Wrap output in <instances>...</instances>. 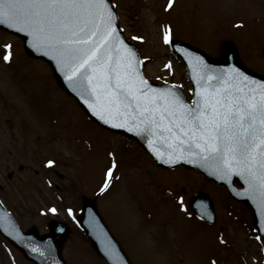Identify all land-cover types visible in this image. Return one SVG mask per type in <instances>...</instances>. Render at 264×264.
Wrapping results in <instances>:
<instances>
[{
  "label": "rangeland",
  "instance_id": "rangeland-1",
  "mask_svg": "<svg viewBox=\"0 0 264 264\" xmlns=\"http://www.w3.org/2000/svg\"><path fill=\"white\" fill-rule=\"evenodd\" d=\"M110 1L125 37L146 61L144 77L177 84L189 101L184 66L164 42L168 29L171 39L214 58L228 41L239 62L264 76V0H173L171 8L169 0ZM6 44L12 45L9 62L3 59ZM23 51L18 37L0 30V185L6 186L1 185L0 199L21 228L36 225L45 233L51 219L67 223L72 231L62 251L67 264H105L70 217L81 196H99L100 215L132 264H264V242L249 209L197 172H162L131 145L120 148L124 140L93 124L58 87L49 67ZM52 140L50 152L40 145ZM63 148L67 152L57 162ZM200 189L213 199L215 226L198 221L188 208L180 211L181 198L187 205ZM0 264L31 263L0 238Z\"/></svg>",
  "mask_w": 264,
  "mask_h": 264
},
{
  "label": "snow or ice",
  "instance_id": "snow-or-ice-1",
  "mask_svg": "<svg viewBox=\"0 0 264 264\" xmlns=\"http://www.w3.org/2000/svg\"><path fill=\"white\" fill-rule=\"evenodd\" d=\"M0 25L31 37L33 48L84 88L85 103L104 123L148 138L158 159L164 156L153 143L166 145L169 164L194 157L220 179L239 177L264 204V81L234 65L215 68L197 56L191 104L177 86L153 87L140 70L143 62L119 34L110 0H0ZM170 33H164L166 44L172 43ZM4 47L9 62L12 45ZM112 174L110 168L107 176ZM107 187L106 180L100 191Z\"/></svg>",
  "mask_w": 264,
  "mask_h": 264
},
{
  "label": "water",
  "instance_id": "water-1",
  "mask_svg": "<svg viewBox=\"0 0 264 264\" xmlns=\"http://www.w3.org/2000/svg\"><path fill=\"white\" fill-rule=\"evenodd\" d=\"M116 22V19H115ZM0 28L3 30H7L11 33H15V35L19 36L23 40V45L25 48V52L29 53L31 56L36 58H40L46 61L54 72V76L61 87H63L68 93L73 95L79 104L84 108L89 117L93 119V121L97 122L99 125L109 128L113 131L120 132L126 135L128 138L136 140L157 162L158 165L163 167H175L178 165H185L191 167L193 169H198L202 173H204L207 178L212 179L218 183L224 184L226 188H228L231 195L234 198L242 200L245 204L250 206L254 212L255 225L258 230V234L264 237V204H261L259 198H253L252 195L247 191L248 185L244 183L237 176L231 177L230 180L220 179L217 175L211 174V169L207 167H201L198 158H188L183 160H174L173 163L169 164L165 162L167 160L166 156V145H162L161 143H153V147L156 148V152L160 155L164 156V159H158L157 155L154 154L151 147L148 144V138L144 136L137 135L135 132H129L124 128H114L110 124L104 123L97 116H95L92 111L88 108V105L85 103V99L88 98V93L81 87L80 84H74L70 82L65 77V72L60 67H58L56 61L48 55H45L42 51L36 50L31 46V37H29L26 33L18 32L13 28H9L7 25H0ZM120 34V32H119ZM121 35V34H120ZM122 37V36H121ZM123 38V37H122ZM125 41V40H124ZM126 43V42H125ZM138 57V54L134 47L130 46ZM172 50L175 54L179 55L186 67L188 72V79L192 85V98L194 99V91L196 89L195 81L193 80L194 76L199 74V69L195 67L197 56L203 57L204 61L215 67V68H223L227 69L229 66H236L244 71L247 75L253 77L256 80L264 81V78L257 77L245 69H243L238 62H236V57L233 52L232 47L226 45L224 48V58L221 61H211L207 57H205L202 53L187 47L181 43H172ZM139 58V57H138ZM192 63V67L189 66V63ZM143 63L140 65V70L142 72ZM151 84V83H149ZM153 87L162 88L165 86H173V85H163L158 86L151 84ZM177 92L181 94L184 98V95L179 87L175 89ZM83 96V98H82ZM192 99V100H193ZM185 100V98H184ZM193 159L196 160L195 163L191 162ZM238 180L242 186L241 189L233 188V181ZM190 207L201 217L208 219L211 216V206L207 200V197L199 193L195 195L192 199H190ZM82 211L79 217L77 218V224L79 225L84 233L89 238L92 247L94 250L100 255L104 257L105 260L109 264H130L125 256H123V252L121 251L118 243L113 239L107 230L105 224L103 223L101 217L98 215L96 210V205L94 201H90L88 199L82 200ZM210 219V218H209ZM50 232L47 235L39 236L37 230L32 228L25 233H22L18 230V227L12 220L11 216L5 212L4 209L0 206V233L8 239V241L17 247L25 256V258L33 261L35 264H64L62 259H60V247L62 241L65 239L68 230L67 227L61 224H57L55 222L50 223L49 225ZM34 249H38V251H34Z\"/></svg>",
  "mask_w": 264,
  "mask_h": 264
}]
</instances>
